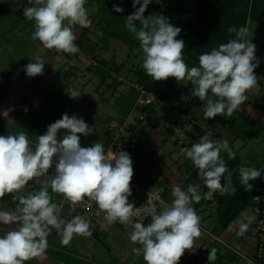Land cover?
I'll list each match as a JSON object with an SVG mask.
<instances>
[{
  "label": "clouds",
  "instance_id": "clouds-1",
  "mask_svg": "<svg viewBox=\"0 0 264 264\" xmlns=\"http://www.w3.org/2000/svg\"><path fill=\"white\" fill-rule=\"evenodd\" d=\"M29 3L33 6L25 9L24 16L35 22L31 38L40 41L45 49L77 53L79 48L74 43L77 37L72 26L87 28L91 25L86 0H34V3L29 0ZM150 3L151 0H133L136 11L125 19L126 28L140 42L144 54L142 68L147 76L155 81L170 77L177 82L190 81L192 95L206 103L205 119L218 115L232 117L247 100L246 92L258 83L254 69L260 61L255 55L256 45L246 39L248 28L230 27L228 32L235 33V39L201 54L199 67L189 68L183 59L185 42L176 39L181 28L172 25L163 14H150L145 18ZM113 11L122 13L124 9L113 5ZM31 59L33 62L23 69L26 75L31 78L43 74V58L36 55ZM209 92L217 99H209ZM68 95L74 99L81 94L69 90ZM60 130H66L62 138H58ZM94 131L83 118L65 113L50 124L43 135L36 137L35 143L25 131L0 136V199L19 192L33 179L46 177L55 160V173L50 180L44 181L45 186L40 191L18 198L13 196V200H19L15 209L0 210V224L17 225L15 230L0 236V264H26V261L42 256L51 229L58 231L63 245H68L74 235H92L90 220L86 217L76 215L66 221L58 216L60 208L52 202L49 187L62 195L73 209L87 197L106 214L108 224L116 221L131 224L130 241L142 246L132 251L137 256L142 254L146 264H178L185 251L191 250L195 239L202 235L200 217L191 205L211 199L216 192L236 194L232 173L220 155L224 151L234 160L235 153L226 139L212 140L209 133L190 148L180 150V154L199 170L208 191L201 194L199 184H190L186 191L174 185L170 206L165 205L157 214L154 200L161 205L164 201L158 195L149 198L146 212L152 217L151 223L147 226L141 222L132 223L134 209H138L128 202L134 175L132 159L125 151L106 155L99 142L91 147H81L80 135L88 136ZM174 131L183 135L179 127ZM238 173L244 190L250 191L253 185L249 181L259 178L261 169L241 166ZM254 219V216L244 214L247 222H240L238 235L243 236ZM216 258L217 249L212 248L207 257L208 264H213Z\"/></svg>",
  "mask_w": 264,
  "mask_h": 264
},
{
  "label": "crops",
  "instance_id": "crops-1",
  "mask_svg": "<svg viewBox=\"0 0 264 264\" xmlns=\"http://www.w3.org/2000/svg\"><path fill=\"white\" fill-rule=\"evenodd\" d=\"M25 3L28 4L27 8L33 6L29 3V0H0V14H14L20 18L26 19V17L18 13V10L20 9L25 11V6L27 5ZM94 5L97 6L96 4H92L90 6L92 7ZM3 11L6 13H3ZM95 13L90 15L93 16ZM4 17L8 16L4 15ZM90 20L92 26L89 28L88 36L93 42H96L93 40V38L99 37L101 32L97 30L96 25L92 22V20L96 21L94 17H92ZM26 21L27 23L30 22L27 19ZM74 27V34L78 38L81 34V27L80 29L79 25H74ZM23 28L28 30L29 25L26 24L22 27V29ZM20 34L22 35L21 32ZM8 37L10 36L7 34V32L0 31V136L14 135L20 131H25L28 134L29 139L35 143V135H31L29 133L28 126L30 122L29 115L27 114L32 111L36 99L40 98L41 96L40 92H35V94H32V91L30 90V84H34L36 86L35 88L43 89L47 82L54 84L55 82L53 81L55 78H58L60 75H62L61 72L65 71L70 74L71 80L74 81L73 84H69L71 89L79 92L84 90L88 86V83H91L93 86L92 89L94 90V99L91 101L88 99L86 100L88 105L82 103L84 100H82L81 97L84 96V93L74 99L68 98L66 100V104L68 105H65L64 107L66 109L65 112H63L61 116L58 117V119H61L63 114H68L71 105H74V101H76L75 104H79L78 107H75L76 105L74 106V108L79 111L78 113H75V115L79 114L81 116L80 118L84 117L85 122L95 129L94 133L91 135H80L81 147H91L96 142H99L104 146V151L106 150L110 142V136L106 129V122L108 118H113L111 115L117 110V119L129 123L130 127H132L131 130L138 136L141 142L147 147L153 148L152 153L147 155L134 151L129 153L133 162V176L135 178L145 181L149 186L152 187H165V197H167L169 200L174 199L171 191L174 185H178L182 190L186 191L190 184H199L200 190H202L201 194L207 192L204 190V182L198 174L199 170L194 166L190 159L180 154V150L184 147L190 148L194 143L199 142L201 136L208 135L209 133H211L209 137L210 139H226L229 143L232 142L230 139L235 138V136L227 127L226 122L228 118L224 116L218 115L214 118H210L208 124L201 123V125L195 122L193 117H189L188 109L192 107L195 109L202 103L198 97L192 95L191 91L193 86L191 82L188 87H185L181 84L182 88H180V92L184 91L185 95L187 96V100L183 101L182 105L176 112V116L173 119H169L167 116L170 106L169 97L167 92L163 90L161 91L164 92L162 101L157 104L158 117L160 118L156 119L154 117L150 118L148 116L143 121H140L136 115L133 104L136 95V91H134L133 88L135 89L134 84L137 81L135 68L138 66L139 68L142 67L143 62L142 58V60L140 59L142 61L141 64H137L138 62H136V57L139 55L138 50L132 49V54L135 55V57L133 62L130 63L128 72L124 74L125 70L123 71V67L126 62L119 61L117 59L116 50H114L115 48L113 47L112 51H109L111 48H101L99 56L111 58L113 54H115L116 62L115 66L109 64L108 66L104 67V70L107 71L108 76L105 80H102L99 75L95 74L94 71L91 70V62L93 60L91 54L86 53L81 49H79V51L75 54L58 52L55 49H48L50 63L44 65L43 74L31 78L27 76V79H30L31 81L27 82V80H25L20 74L24 71L23 65H8L3 59V57L7 56L12 51L6 42ZM43 52L45 51L43 50ZM43 52L42 54H45ZM61 55L64 58H61ZM141 69L143 70V68ZM96 78H99V81H97ZM146 79L151 80L153 87H155V85L158 83L157 81L148 77L147 74ZM37 81L39 84H36ZM173 82V86L175 87L179 83L175 79ZM166 85L172 86L168 79ZM261 91L262 89L260 92ZM101 94L102 96H100ZM209 94L211 93L209 92ZM211 96L213 95L211 94ZM246 96L247 100L237 110L243 111L246 115L264 122V97L256 99L251 95L248 96L246 94ZM77 98H80L78 100H82V102H78ZM256 104L263 105V107L258 108ZM184 107L186 108L184 109ZM25 109H27V111H25ZM190 123H192L193 128L198 130L197 132H194L195 129H191ZM177 127L181 129L182 133H188L190 135L191 138L189 141L185 140L186 138L184 137L178 136L177 133H174V130ZM165 128H169L173 132L170 134V137H168L169 133L165 132ZM63 131L64 133L58 132V138H62L63 135L66 134V130ZM169 138L173 142V146L167 145V140ZM251 138L253 137H249L246 140H241L243 143L238 149L240 150L241 148L245 147ZM54 173L55 160L53 167L49 169L46 177L42 176L40 178L33 179L32 181H29L28 185H26L19 192L6 194L3 199H0V210L13 211L16 205L19 203L18 199L13 200V196L18 198L20 196H27L29 193L34 194L40 191L41 188L45 186L44 181L50 180ZM262 184L264 185V182H262ZM48 191L52 197V202L56 203L60 208L58 216L66 221L70 220L76 215H82L86 217L88 220H90L89 230L91 231L92 235L90 237L74 235L73 239L68 245H63L61 243V237L58 231L56 229H51L47 237V248L43 255L26 261V264H71L70 259L72 257H76L78 260L84 261V263L92 262L88 258L90 257L89 255H94L93 244L102 239L100 236L101 230L106 232L110 229L111 224H108L107 220L100 219V217L96 220L86 216L83 213H80L76 207L73 209L71 204L66 201L62 195L54 193L51 187L48 188ZM199 203L202 202L200 201ZM199 203L195 204L199 205ZM196 213L198 216H200V213ZM132 223L135 222L132 221ZM231 226L233 229L235 228L239 231L238 225L233 223ZM16 227L17 225L15 224H0V236L8 231L15 230ZM209 228L214 229L215 223L210 224ZM224 234L226 235L227 239L235 238L230 233L225 232ZM202 241L203 240L199 237L195 239L194 245H197ZM233 242H235V240ZM105 264L107 263L105 262Z\"/></svg>",
  "mask_w": 264,
  "mask_h": 264
},
{
  "label": "rangeland",
  "instance_id": "rangeland-1",
  "mask_svg": "<svg viewBox=\"0 0 264 264\" xmlns=\"http://www.w3.org/2000/svg\"><path fill=\"white\" fill-rule=\"evenodd\" d=\"M195 0H151V3L148 5L144 16L145 18L149 16L150 14L154 13V9L160 5L162 9H165L168 5H173L175 3H182L186 6L193 8L194 7ZM27 4V3H25ZM28 4L25 6L27 8ZM98 6H90L87 5L85 8L88 12V17L91 19L93 16L90 15L92 13H95L97 11ZM3 13H6L3 11ZM4 15H7L8 17H4ZM0 14V31L7 32L10 37L7 38L6 42L8 46L11 48V52L3 57L4 61L9 65L17 66V65H27L30 62H33L31 57H34L36 55H40L45 64L50 63V55L48 49H45L40 41L33 40L31 38L33 31L35 30V22H29L27 23L26 19L20 18L17 15H8V14ZM247 28H248V35L246 37L247 40H251L252 43L256 45V58L260 61L259 66L254 69V74L257 77L258 83L255 87L250 89V91H247L246 94L248 96H252L253 98H262L264 97V23L256 20V19H248L247 20ZM28 24L29 29L25 30L22 27L24 25ZM65 24H67V21H65ZM77 26V25H75ZM80 29V26H79ZM4 30V31H3ZM73 32H75V27L72 26ZM22 33V35L20 34ZM28 32V33H27ZM94 41L100 42L99 37L93 38ZM110 46L111 50L114 47L116 50L117 59L119 61H125V65L123 67L124 74L128 72L130 63L133 62L135 55L132 54L133 50H138V56L136 57L137 64H141V60L143 59L142 56H144L142 49L140 46L134 47L133 50H130L128 45L121 40L111 38L110 39ZM43 50L45 52H43ZM45 53V54H42ZM130 56V57H129ZM61 58H64L61 55ZM70 58V57H69ZM142 58V59H141ZM141 59V60H140ZM255 62V61H254ZM143 63V62H142ZM136 64V65H137ZM24 69V68H23ZM62 75H60L58 78H55L52 84L51 82H47L45 87L43 89L35 88L36 86L34 84H30V90L32 91V94H35V92H40V98L36 99V102L34 103V108L32 111H30L27 115H29V133L31 135H35V137H38L39 135H42L47 131V127L58 120V117L61 116L63 112H65V105L66 100L68 98H71L68 95L69 90H73L70 88L69 84H73V80H71L70 74H68L65 71L61 72ZM70 73V72H69ZM22 77H24L27 82H31L30 79H27V75L25 71L20 73ZM97 81H99V78H96ZM26 82V81H25ZM158 83L155 85L154 89H156L158 92L166 91L169 97V112L167 116L169 119H173L176 116L177 110L180 108L184 100H187V96L185 95L184 91L180 92L181 84L185 87H188L190 85V81L184 80L179 81V83L174 86H167V80L165 81H157ZM36 84H39L38 81ZM92 84L88 83V86L82 90L79 91L80 94L84 93V96L81 97L82 100H78L80 98H77L78 102H82L86 105V100H93L94 99V90L92 89ZM262 91L260 92V90ZM48 91V92H47ZM55 92V93H53ZM192 92V91H191ZM249 92V93H248ZM88 93V94H87ZM102 96V94L100 95ZM209 99H213V96L211 94L208 95ZM260 100V99H259ZM74 105H71L68 115L71 117L72 115H75V113H78L75 107H78L79 104H75L76 101L73 102ZM73 106V107H72ZM88 107V106H87ZM206 103L202 101V103L197 108H189L188 109V115L189 117H193V120L197 122L199 125L201 123L208 124L209 119H205L204 117V111H205ZM110 109V108H109ZM115 113H112L111 116L113 118L117 119V110L114 111ZM137 113V112H136ZM138 114V113H137ZM116 115V116H114ZM78 118L81 116L78 114L76 115ZM85 121L84 117H82ZM191 129L193 128L192 123ZM62 131V132H61ZM198 130L195 129L194 132H197ZM165 132L169 133L168 137H170V134L173 132L169 128H165ZM60 133H64L63 130H60ZM175 133V132H174ZM176 134V133H175ZM180 137L186 138L185 140H190V135L184 134L180 135ZM231 143H229V147L232 148H240L242 146L243 141L240 139L231 138ZM167 145L173 146V142L169 138L167 140ZM180 147V146H179ZM240 155L244 159L246 164L251 163L252 166L250 167H257L258 169H261V176L258 178L256 182V185L259 189L263 188L262 182H264V132L261 136L253 137L251 138L245 147L241 148ZM255 162L256 164H254ZM202 192V190H200ZM215 205V204H214ZM196 212L200 213V228L202 235L200 238L202 240L208 241L209 235L206 233L204 228H209L210 224L215 223V228L212 229V232L219 237L226 238L225 229L221 227V224L216 222L217 217L215 213V209L213 205H208L206 202L199 203V205H196L193 203L191 205ZM244 214L254 216L255 214L253 212L252 205L246 206L243 211L240 213V215L234 220V224L238 225L242 220H244ZM255 220V219H254ZM253 220V222H254ZM132 221V220H131ZM246 223L247 221L244 220ZM252 222V223H253ZM251 223V224H252ZM133 231L131 224H111L110 229L106 232L101 230V240L97 243L93 244V250L94 255H89L90 257V263H84L82 260H78L76 257H72L70 262L71 264H146V262L143 259V255H135L132 251L133 248H140L142 247L139 244H133L130 241V234ZM232 239V240H231ZM229 238L228 240L233 243L235 238ZM215 245V244H214ZM216 246V245H215ZM217 247V246H216ZM220 251L225 252L226 249L222 246L219 247ZM100 253V254H99ZM98 255V256H97ZM102 258V259H100ZM87 259V258H86ZM263 264H264V258H263Z\"/></svg>",
  "mask_w": 264,
  "mask_h": 264
},
{
  "label": "trees",
  "instance_id": "trees-1",
  "mask_svg": "<svg viewBox=\"0 0 264 264\" xmlns=\"http://www.w3.org/2000/svg\"><path fill=\"white\" fill-rule=\"evenodd\" d=\"M92 4L98 6L97 12L93 14L96 21L92 20V22L96 25L97 30L101 32L99 36L100 42H93L88 36L89 28L92 26L90 25L87 28H81V34L74 43L79 49L92 55L91 70L99 75L102 80H105L108 73L104 70V67L109 64L112 66L116 65L115 54L111 58H105L99 56V54L101 48H111V38L126 43L130 50L140 46V42L136 39L135 35L125 26V19L130 14H133L136 9L133 8V0H86L85 6ZM113 5L123 8L124 11L122 13L113 11ZM18 13L24 16V11L21 9L18 10ZM153 14H163L169 19L172 25L181 28L182 31L176 38L185 42L183 59L189 68L199 67V56L201 54L211 52L212 49L218 48L219 45L235 39V33L228 32L230 27L237 29L246 27L247 20L250 18L264 23V0H195L193 8L182 3L168 5L165 9H162L158 5L154 9ZM136 25L139 28L140 22L137 21ZM141 68L139 66L135 68L136 82L144 83L147 87L154 88L151 80L146 79V73ZM174 79L171 77L168 78L172 86L174 85ZM133 90L136 91L133 101L134 104L138 91L136 88H133ZM160 96L162 98L164 92H160ZM215 99L217 97L214 96ZM256 106L258 108L263 107L260 104H256ZM138 109L141 112L150 113V118H160L158 117L157 104L139 107ZM226 124L234 134L235 139L246 140L249 137H257L264 132V122L252 118L239 110L234 111L232 117L228 118ZM231 149L235 153L234 160L229 159L227 153L224 151H221L220 155L226 161V165L232 173V182L236 188V194L220 195L216 192L211 199L201 200V202H206L208 205L214 206L217 222L221 224L223 229L231 226L246 206H254V197L256 195H262L264 193V186L262 189H259L256 185L255 181L258 178L249 181L253 185L250 191L244 190L239 179L238 169L241 166L250 167L252 165L251 163L250 165L245 163L238 148L232 147ZM253 163L256 164L255 162ZM256 166L258 167L257 164ZM227 175L225 173V176ZM221 182H225L224 177L221 178ZM204 190L208 191L205 184ZM193 260L189 259L183 262L180 259L178 264H196ZM234 260V255L230 251H225L221 255H217L213 264H236Z\"/></svg>",
  "mask_w": 264,
  "mask_h": 264
},
{
  "label": "built area",
  "instance_id": "built-area-1",
  "mask_svg": "<svg viewBox=\"0 0 264 264\" xmlns=\"http://www.w3.org/2000/svg\"><path fill=\"white\" fill-rule=\"evenodd\" d=\"M134 87L138 91L134 108L137 117L140 120L146 119L150 113L141 112L138 108L149 106L151 104H158L162 101L160 92L154 88L147 87L144 83L136 82ZM106 129L110 136V142L105 150V154L116 153L118 151H125L130 153L140 152L145 155L151 154L153 148L147 147L141 142L138 136L131 130L130 124L126 121H120L116 118H108L106 122ZM166 188L163 186L152 187L145 181L137 179L134 176L131 180V195L128 197V202L134 205V214L131 217L133 222H141L145 226L151 223V215L147 214L146 210L149 207L148 199L159 196L164 205H161L159 201H155L157 205V214H159L165 205L170 206L173 200H169L165 197ZM255 204L253 206V212L255 214V220L252 225H249L247 231L243 236L238 235V229H233L229 226L225 229L226 233H230L235 237V242H230L226 238L216 236L212 229L204 228L209 235L208 241L203 240L201 243L194 245L191 250H186L181 257L183 262L189 259H194L196 264H207L209 251L212 248L217 249V255H221L223 251L219 250V247L223 246L226 251H230L234 257L236 264H263L264 258V193L258 194L254 197ZM80 213L89 216L94 219L106 220L105 213L98 209L95 201L85 198L82 204L76 206ZM99 213V214H98ZM114 223L121 224L119 221ZM217 246H215V245Z\"/></svg>",
  "mask_w": 264,
  "mask_h": 264
}]
</instances>
